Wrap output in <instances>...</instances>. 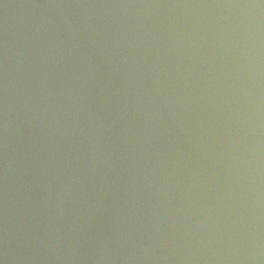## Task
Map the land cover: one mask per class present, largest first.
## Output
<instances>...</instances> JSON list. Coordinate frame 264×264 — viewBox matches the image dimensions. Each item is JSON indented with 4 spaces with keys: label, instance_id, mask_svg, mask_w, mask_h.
<instances>
[{
    "label": "water",
    "instance_id": "water-1",
    "mask_svg": "<svg viewBox=\"0 0 264 264\" xmlns=\"http://www.w3.org/2000/svg\"><path fill=\"white\" fill-rule=\"evenodd\" d=\"M0 264H264V0H0Z\"/></svg>",
    "mask_w": 264,
    "mask_h": 264
}]
</instances>
